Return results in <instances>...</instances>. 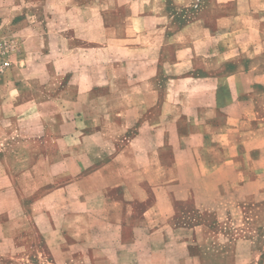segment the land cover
Listing matches in <instances>:
<instances>
[{"label":"crops","instance_id":"1","mask_svg":"<svg viewBox=\"0 0 264 264\" xmlns=\"http://www.w3.org/2000/svg\"><path fill=\"white\" fill-rule=\"evenodd\" d=\"M0 5L20 15L19 74L37 78L50 57L59 78L50 121L33 119L32 98L0 100V180L20 195L30 171L48 233L80 217L94 239L92 221L107 212L118 233L125 224L134 237L155 236L189 229L177 223L187 201L264 204V0ZM33 9L45 17L33 23ZM41 18L52 27L47 54L28 45V28L45 31ZM50 200L59 204L39 206Z\"/></svg>","mask_w":264,"mask_h":264},{"label":"rangeland","instance_id":"2","mask_svg":"<svg viewBox=\"0 0 264 264\" xmlns=\"http://www.w3.org/2000/svg\"><path fill=\"white\" fill-rule=\"evenodd\" d=\"M2 6L1 32L16 42V48L11 56V66L0 72V100L20 94L24 98H32L39 103L38 112L32 115L33 119L40 117L50 121L52 109L50 102L46 101L56 92L58 75H50V57L45 65L48 72L43 68V72L33 79H24L19 74L23 64V45L19 32L23 27L18 24L20 15L11 18L9 10ZM30 13L33 23L36 17H45L42 10L33 9ZM42 19L43 22L39 24L45 31L40 27L28 28L27 36L33 38L28 45L32 50L39 47L47 54L52 27L45 23L44 18L40 21ZM34 57L29 56L27 62L33 63ZM10 77L14 78L16 84L22 83L20 91L9 88L7 83ZM40 81L43 85H40ZM114 107L111 104L108 111ZM3 114L4 109L0 107V116ZM5 130L0 123L1 145L6 137ZM29 172L26 184L20 186V195L15 194V187H6L0 180V264H264V204L240 203L227 211L225 204L211 209L206 205H197L194 200L187 201L183 203L181 213L178 212L177 223L190 226L189 229L167 231L155 236L140 234L136 237L125 224L118 233L111 225L114 219L109 218L106 212L105 217L92 221V239L86 233L82 225L84 220L80 217L66 219L62 228L48 233L50 227L47 223L50 219L35 215L34 212L32 202L38 193ZM49 173L43 177V181L50 180ZM8 189L9 193L5 195L4 191ZM46 190L47 186H44L39 192ZM52 204L59 203L50 200L48 207L44 202L39 206L44 205V209L50 210ZM230 212L233 214L228 215ZM198 223L206 226L195 225ZM150 244H154L156 249H148L146 246Z\"/></svg>","mask_w":264,"mask_h":264},{"label":"built area","instance_id":"3","mask_svg":"<svg viewBox=\"0 0 264 264\" xmlns=\"http://www.w3.org/2000/svg\"><path fill=\"white\" fill-rule=\"evenodd\" d=\"M16 48V42L3 34L0 29V72H4L11 66V56Z\"/></svg>","mask_w":264,"mask_h":264}]
</instances>
